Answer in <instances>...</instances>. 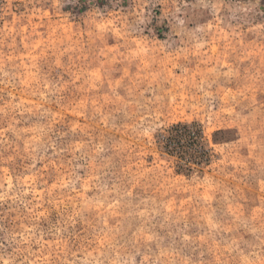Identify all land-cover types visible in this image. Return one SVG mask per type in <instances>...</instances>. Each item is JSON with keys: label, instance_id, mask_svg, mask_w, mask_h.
<instances>
[{"label": "rangeland", "instance_id": "obj_1", "mask_svg": "<svg viewBox=\"0 0 264 264\" xmlns=\"http://www.w3.org/2000/svg\"><path fill=\"white\" fill-rule=\"evenodd\" d=\"M0 264H264V0H0Z\"/></svg>", "mask_w": 264, "mask_h": 264}]
</instances>
